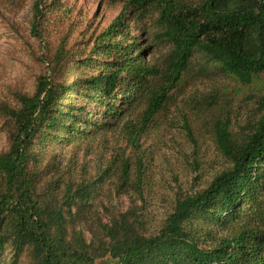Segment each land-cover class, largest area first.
Returning <instances> with one entry per match:
<instances>
[{
    "label": "trees",
    "instance_id": "trees-1",
    "mask_svg": "<svg viewBox=\"0 0 264 264\" xmlns=\"http://www.w3.org/2000/svg\"><path fill=\"white\" fill-rule=\"evenodd\" d=\"M101 1L118 10L106 27L85 38L86 23V32H56L54 42L44 36L51 10L68 16L72 6L34 2L30 30L46 68L31 93L0 107L10 128L0 153V262L8 249L9 264H264V0ZM147 17L155 36L141 28ZM162 43L169 48L154 57ZM194 66L232 83L233 93L219 84L185 97ZM238 94L251 108L235 131L230 101ZM180 104L203 121L221 170L177 194L156 227L139 207L113 213L104 199L143 200V142ZM183 127L197 152L187 115ZM95 141L94 176L85 166L77 174L73 162L64 176L56 149Z\"/></svg>",
    "mask_w": 264,
    "mask_h": 264
},
{
    "label": "rangeland",
    "instance_id": "rangeland-1",
    "mask_svg": "<svg viewBox=\"0 0 264 264\" xmlns=\"http://www.w3.org/2000/svg\"><path fill=\"white\" fill-rule=\"evenodd\" d=\"M20 3L18 11L13 10L10 3L0 4V107L14 104V94L17 92L31 93L34 89L36 78L45 71L37 57L43 55V50L37 44L30 30L32 9L35 0H15ZM61 4L71 5L72 10L66 16L67 8H53L49 16L51 24L48 36L53 42L56 32H67L68 30L87 31L86 23L90 24V33L96 35L102 28L106 27L118 13L117 9H110L101 0H60ZM141 28L148 35H156L159 28L153 17L143 20ZM94 29V30H93ZM92 31V32H91ZM133 35V34H132ZM78 37V35H76ZM155 42L158 41L155 38ZM169 47L167 44H158L154 57L164 53ZM224 84L233 93L232 83L214 78L209 73L201 71L200 66H194L191 85L185 91V97L197 94L211 87ZM227 94L228 92H224ZM230 101L232 110V128L235 131L244 127L250 115V101L245 94L236 95ZM248 104V105H246ZM195 109L186 108L180 104L177 108L170 109L160 118L148 131L143 142V150L146 162L145 182L143 200L137 195L112 197L111 200L104 199L105 207L113 206V213H123L135 206L141 208L145 220L151 227L161 224L166 215L171 211L177 194H189L199 190L206 185L211 178L221 170L222 159H220L213 148L212 143L206 135L203 121L199 122L192 117ZM196 114V113H195ZM183 115H187L190 121V130L198 141L197 152L193 150V144L187 136L183 127ZM201 126V127H200ZM9 124L0 116V153L8 149ZM92 152L88 156L89 150ZM62 161L64 176H66V165L73 162L75 172L79 174L85 166L88 176L93 177L94 170L100 167L99 161L101 147L97 142L85 143V146L69 145L56 149ZM47 157V156H46ZM110 153H104L103 159L107 160ZM47 158H44L46 160ZM42 162L44 165L46 161ZM104 221L108 220L107 214L102 209L99 213ZM0 264H9L10 252H3ZM12 264V262H10ZM15 264H27L22 259Z\"/></svg>",
    "mask_w": 264,
    "mask_h": 264
}]
</instances>
